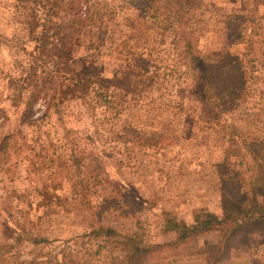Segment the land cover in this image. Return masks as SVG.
<instances>
[{
  "label": "rangeland",
  "instance_id": "1",
  "mask_svg": "<svg viewBox=\"0 0 264 264\" xmlns=\"http://www.w3.org/2000/svg\"><path fill=\"white\" fill-rule=\"evenodd\" d=\"M246 1L203 0L199 15L208 26L193 52L218 51L227 37L226 18L243 11L244 3L250 1L253 7L258 2V15L264 18V0ZM14 5L15 0H0V149L7 135L18 137L16 147L0 150V244L7 242L6 226L16 219H27L35 236L51 240L71 238L79 243V235L104 226L123 235L138 231L153 244L171 242L177 234L165 230L164 213L188 224L193 223L195 212L204 209L222 216L218 165L242 173L248 181L261 164L264 169L263 51L251 55L245 45L232 48L231 53L250 67L249 93L239 110L212 125L202 115L197 71L184 43L177 44V30L152 31L147 41L129 40L128 54L120 56L113 46L106 47L99 64L100 73L112 85L115 107L122 108L117 117L114 109L104 108L94 117L109 160L99 157L86 139L93 115L79 100L62 111H48L43 102L36 105L39 135L47 141L51 156H62L49 174L61 165L66 169L58 190L61 203L44 204L37 189L47 175L35 172L31 165L38 157L31 151L36 135L21 121L24 105L8 97L7 75L15 74L17 62L24 59L11 46L26 34L15 21ZM142 74L149 78L144 83ZM137 133L161 138L160 145L144 147ZM219 240L216 231L200 233L185 243L180 257L150 264H207L209 246ZM248 241L226 247L219 264H264V232L253 233ZM86 243L82 260L91 264H108L117 253L108 238L92 237ZM27 249L34 248L27 245Z\"/></svg>",
  "mask_w": 264,
  "mask_h": 264
},
{
  "label": "trees",
  "instance_id": "2",
  "mask_svg": "<svg viewBox=\"0 0 264 264\" xmlns=\"http://www.w3.org/2000/svg\"><path fill=\"white\" fill-rule=\"evenodd\" d=\"M249 2L244 3L243 11L226 18L227 37L219 50L197 54L193 50L208 26L199 15L203 0H15V21L26 34L11 46L24 59L17 62L15 74L7 75L8 97L14 104L24 105L21 121L29 129L33 127L36 135L31 151L38 157L32 159L31 165L35 172H46L47 178L37 189L44 204L54 207L61 203L58 190L63 186L66 169L61 165L49 174L57 160L62 162V156L57 153L51 156L47 141L39 135L40 124L34 112L38 103L43 102L48 111L53 108L62 111L72 101L79 100L87 113L93 115L86 139L99 157L109 160L94 117L99 108L114 109L116 117L120 110L115 107L110 92L112 85L100 73L104 50L113 46L119 55L128 54L129 40L147 41L149 32L174 29L179 35L177 44L184 43L191 67L197 71L202 115L212 125L219 123L224 116L239 110L249 93L247 68L250 67L239 55L231 53L232 48L245 45L249 54L260 49L264 56V18L258 15V2L253 7ZM127 35L130 38L124 39ZM140 78L142 83L149 79L145 74ZM136 139L149 148L159 146L161 138L137 133ZM17 142V134L11 133L3 139L0 150L16 147ZM262 166L260 171L255 169L248 181L242 173L224 171L225 165H218L222 216L204 209L195 212L193 223L188 224L164 213L165 230L177 234L174 241L153 244L145 241L138 231L123 235L104 226L79 235V243L71 238L51 240L35 236L27 219H16L6 226L8 240L0 244V264H91L82 260V250L92 237L108 238L114 243L117 253L108 264L166 262L180 257L191 237L215 231L220 234V240L209 246L207 264H219L226 247L250 244L248 240L253 233L264 232ZM245 185H248L246 189ZM82 239L86 242H81ZM59 242L62 245L52 246ZM27 245L34 249L28 250Z\"/></svg>",
  "mask_w": 264,
  "mask_h": 264
}]
</instances>
